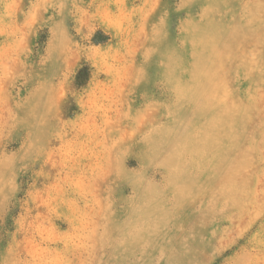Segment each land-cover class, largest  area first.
<instances>
[{
  "label": "rangeland",
  "instance_id": "obj_1",
  "mask_svg": "<svg viewBox=\"0 0 264 264\" xmlns=\"http://www.w3.org/2000/svg\"><path fill=\"white\" fill-rule=\"evenodd\" d=\"M0 264H264V0H0Z\"/></svg>",
  "mask_w": 264,
  "mask_h": 264
},
{
  "label": "bare ground",
  "instance_id": "obj_2",
  "mask_svg": "<svg viewBox=\"0 0 264 264\" xmlns=\"http://www.w3.org/2000/svg\"><path fill=\"white\" fill-rule=\"evenodd\" d=\"M185 39L191 43L189 51L192 56L191 69L188 70L190 84L186 87L185 92L182 91L179 83L177 82L178 71L175 67L176 65H179V57L176 55L168 57L158 48L154 51L157 56L168 61L165 78L168 81L169 87L173 88L178 95L177 106H179V108L181 107L185 96L187 95V97H189L192 91H196L197 83L203 76L204 67L206 66L205 63H207V58L205 56L206 49L214 47V42L216 41V38L210 29L203 33L191 32V34H189ZM156 46H160V42L157 43ZM222 92L223 90L219 89L218 95L221 96L220 93ZM230 111L233 112V109L230 108L229 105L224 104L220 97H216L214 100L213 98L206 97L204 100L200 101V105L189 118L190 124H194L197 121L202 123L201 127H199V133L202 136L201 138L203 139L202 141L206 154H216L219 161L224 159L227 155L224 151H222V149H220V144L230 137V134L226 132V129L230 122H234L236 116V112L234 111L235 114L232 116L234 118L226 119L225 114H229ZM190 124L189 126H191ZM190 136L191 135L189 134L185 137L187 141H191ZM216 146H218V148H216ZM196 148L198 149L197 146ZM196 148L193 150H196ZM214 149L217 150L216 153H214ZM178 153L179 151H173L168 155L166 165L168 163L169 168L171 167L172 160L176 158V155H179Z\"/></svg>",
  "mask_w": 264,
  "mask_h": 264
}]
</instances>
